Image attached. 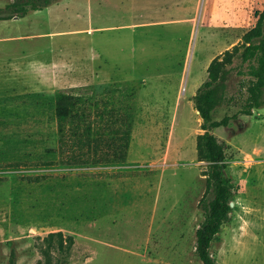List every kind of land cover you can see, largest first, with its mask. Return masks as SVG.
Instances as JSON below:
<instances>
[{"label":"rangeland","instance_id":"374dc122","mask_svg":"<svg viewBox=\"0 0 264 264\" xmlns=\"http://www.w3.org/2000/svg\"><path fill=\"white\" fill-rule=\"evenodd\" d=\"M16 1L0 0V8ZM225 3L219 10L235 14L234 22L184 30L177 41L173 29L140 28L146 38L130 50L103 44L109 73H84L75 56L90 53L91 37L119 38L120 31L74 34L89 23L75 18L72 7L55 8L49 19L31 10L0 19V264H8L12 251L17 264L43 261L39 237L57 230L75 238L69 264H202L195 232L203 219L206 162L196 155L202 118L193 97L208 73L200 64L241 42L264 10V0ZM41 30L55 31L65 45L59 67L38 62L50 54L49 41L27 34ZM235 69L223 80L213 119L236 112L245 96ZM56 90L82 92L96 112L115 107L132 120L124 161L58 162ZM212 131L224 145L234 195L210 251L216 264H264V106ZM120 176L143 198L107 214L108 185ZM52 255L53 264L64 257Z\"/></svg>","mask_w":264,"mask_h":264},{"label":"trees","instance_id":"16d2710c","mask_svg":"<svg viewBox=\"0 0 264 264\" xmlns=\"http://www.w3.org/2000/svg\"><path fill=\"white\" fill-rule=\"evenodd\" d=\"M54 0H18L0 8V19L26 15L30 10L40 9ZM3 10V11H2ZM237 61V64L234 62ZM235 66L236 74L245 80V96L239 109L219 119L212 118V110L224 95L223 80ZM208 77L193 97L194 106L202 118V132L196 137V155L206 162L204 171L206 190L199 203L203 219L196 229L195 251L202 264H216L210 246L232 211L233 187L225 175L227 166L224 145L213 133V129L228 125L238 114L250 115L253 109L264 106V10L255 25L246 31L241 42L227 48L221 58L209 63ZM86 92V91H85ZM110 108V109H109ZM55 114L58 136V162L62 164H90L99 162H121L127 157L132 120L123 119L115 107H105L96 112V103L82 92L55 91ZM99 118V119H98ZM52 163V161H48ZM46 175H36L35 180ZM39 248L44 260L36 264H53L52 251L64 256L57 258L58 264H69L67 256L75 238L61 230L50 231L39 237ZM66 256V257H65ZM8 264H17L16 254L11 252ZM56 264V263H55Z\"/></svg>","mask_w":264,"mask_h":264},{"label":"crops","instance_id":"0c3cea01","mask_svg":"<svg viewBox=\"0 0 264 264\" xmlns=\"http://www.w3.org/2000/svg\"><path fill=\"white\" fill-rule=\"evenodd\" d=\"M225 4V0H54L40 9L32 10L31 13L34 15L42 14L45 19H49L52 17L50 12L55 8L64 11L72 7L75 18L86 19L89 23L86 27L76 28L74 34L94 35V33L104 31H120L119 38L91 37L90 41L87 40L90 53L75 56L74 66L87 68L88 70L83 71L84 73H109L107 70L110 67L107 66L113 64L104 55L103 44L105 48L114 44L117 47H126L130 50V48H134L137 41L140 43L146 38L140 33V28L154 26L173 29L171 41H177L181 38L178 35L183 34L184 30H189L191 34L194 27H202L211 22L223 23L225 18L234 22L235 14L232 15L219 10L220 7L224 8ZM30 36L31 38L40 37L49 41L47 49L50 54L42 56L38 62L48 66L55 65V67L62 64L59 59L62 57L61 54L65 45L56 42L54 39L57 36L55 31H34L27 34L28 38ZM224 51L215 57L221 58ZM211 61L212 59L208 55V58L200 65L208 68ZM111 67L115 68L114 66ZM99 68L105 70H98ZM129 179V177L120 176L114 178L112 183L108 185L109 193L108 197H105L107 214L142 200L143 197L139 196L133 186L130 187Z\"/></svg>","mask_w":264,"mask_h":264},{"label":"water","instance_id":"95a60500","mask_svg":"<svg viewBox=\"0 0 264 264\" xmlns=\"http://www.w3.org/2000/svg\"><path fill=\"white\" fill-rule=\"evenodd\" d=\"M230 205H233V201L230 202Z\"/></svg>","mask_w":264,"mask_h":264},{"label":"built area","instance_id":"2783aa9c","mask_svg":"<svg viewBox=\"0 0 264 264\" xmlns=\"http://www.w3.org/2000/svg\"><path fill=\"white\" fill-rule=\"evenodd\" d=\"M183 90H184V87H183Z\"/></svg>","mask_w":264,"mask_h":264}]
</instances>
